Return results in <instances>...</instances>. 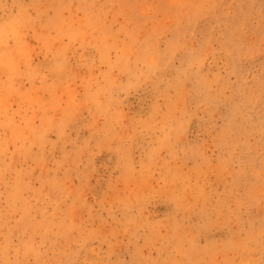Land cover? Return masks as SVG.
Returning <instances> with one entry per match:
<instances>
[{
  "label": "rangeland",
  "instance_id": "obj_1",
  "mask_svg": "<svg viewBox=\"0 0 264 264\" xmlns=\"http://www.w3.org/2000/svg\"><path fill=\"white\" fill-rule=\"evenodd\" d=\"M0 44V264H264V0H0Z\"/></svg>",
  "mask_w": 264,
  "mask_h": 264
},
{
  "label": "bare ground",
  "instance_id": "obj_2",
  "mask_svg": "<svg viewBox=\"0 0 264 264\" xmlns=\"http://www.w3.org/2000/svg\"><path fill=\"white\" fill-rule=\"evenodd\" d=\"M7 4H8V3H7ZM8 8H9V7H8ZM3 9H4V8H3ZM49 11H50V10H49ZM49 13H50V12H49ZM2 15H3V13H2ZM65 19H66V18H65ZM78 21H79V20H78ZM78 23H79V22H78ZM81 26H82V25H81ZM13 29H14V28H13ZM28 30H30V29H28ZM24 31H25V30H24ZM108 39H109V38H108ZM75 43H76V42H75ZM2 44H3V43H2ZM0 45H1V44H0ZM7 46H8V45H7ZM1 47H2V46H1ZM4 47H5V46H4ZM11 50H12V49H11ZM117 50H118V49H117ZM121 51H122V50H121ZM3 54H4V53H3ZM11 54H12V53H11ZM0 55H1V54H0ZM33 56H34V55H33ZM48 56H49V55H48ZM45 57H46V56H45ZM4 58H5V57H4ZM14 58H15V56H14ZM0 59H2V57H0ZM28 59H29V58H28ZM0 62H1V60H0ZM2 63H3V62H2ZM18 63H19V61H18ZM63 63H64V62H63ZM4 64H7V63H4ZM18 66H19V65H18ZM1 67L3 68V66H1ZM19 67H20V66H19ZM29 67H30V66H29ZM2 68H1V69H2ZM2 70H3V69H2ZM4 70H5V68H4ZM1 72H2V71L0 70V73H1ZM3 72H4V71H3ZM14 72H15V71H14ZM4 73H6V72H4ZM2 76H3V75H2ZM0 77H1V76H0ZM1 78H2V77H1ZM3 78H4V77H3ZM86 78H87V77H86ZM4 79H6V78H4ZM12 79H13V78H12ZM16 79H17V78H16ZM16 79H15V80H16ZM68 79H69V78H68ZM1 80H2V79H1ZM1 80H0V81H1ZM5 81H6V80H5ZM10 81H11V79H10ZM10 81H9V82H10ZM0 83H1V82H0ZM5 84H6V83H5ZM8 84H10V83H8ZM11 85H12V84H10V86H11ZM0 86H3V85L0 84ZM4 87L7 88V86H5V85H4ZM6 88H5V89H6ZM11 88H12V86L10 87V90H9V91H11ZM7 89H8V88H7ZM12 89H13V88H12ZM7 91H8V90H7ZM12 92L15 93L14 90H13ZM6 93L8 94V92H6ZM43 94H44V93H43ZM11 95H12V94H11ZM11 95H10V96H11ZM32 95H34V94H32ZM10 96H7L8 99H9ZM44 96H45V95H44ZM69 96H70V92H69ZM2 97H3V96H2ZM5 97H6V96H5ZM29 97H31V96L29 95ZM19 98H20V97H19ZM5 99H6V98H5ZM6 102H7V101H6ZM110 102H111V101H110ZM110 102H109V103H110ZM0 104H2V101H1ZM9 104H10V103H9ZM6 105H8V104H6ZM7 107H8V106H7ZM7 107H6V108H7ZM3 108H5V106H4ZM6 108H5V109H6ZM85 114H86V113H85ZM1 115H2V114H1ZM138 116H139V115H138ZM149 117H150V116H149ZM30 118H31V117H30ZM32 120H33V119H31V121H32ZM130 120H131V119H130ZM102 121H103V120H102ZM138 121H139V120H138ZM143 121H144V120H143ZM9 122H10V121H9ZM26 122H27V121H26ZM135 122H137V121H135ZM26 124H27V123H26ZM0 125H1V124H0ZM12 125H15V124H12ZM16 125H17V124H16ZM33 125H34V124H33ZM35 126H36V124H35ZM35 126H34V127H35ZM7 127H8V126H7ZM18 127H19V125H18ZM29 127H31V125H30ZM39 127H40V126H39ZM135 127H136V126H135ZM14 128H15V127H14ZM31 128H32V127H31ZM46 128H48V127H46ZM46 128H45V129H46ZM52 128H53V127H51L50 129H52ZM26 129H27V128H26ZM50 129H49V131H51ZM23 130H25V129H23ZM33 130H34V129H33ZM53 130H54V129H53ZM54 131H55V130H54ZM134 131H135V129H134ZM138 131H139V130H138ZM6 132H7V131H6ZM6 132H5V134H6ZM20 132H21V131H20ZM24 132H25V131H24ZM24 132H23V133H24ZM33 132H34V131H33ZM86 132H87V131H86ZM21 133H22V132H21ZM29 133H30V132H29ZM135 133H136V132H135ZM24 134H25V133H24ZM42 134H43V133H42ZM8 135H10V134L8 133ZM8 135H7V136H8ZM13 135H14V134H13ZM18 135H20V134H18ZM21 135H23V134H21ZM44 135H46V134H44ZM105 135H106V134H105ZM11 136H12V134H11ZM42 136H43V135H41V137H42ZM8 137H10V136H8ZM19 137H20V136H19ZM21 137H22V136H21ZM25 137H26V139H27L28 136H25ZM32 137H33V136H32ZM32 137H31V138H32ZM36 137H37V136H36ZM91 137H92V136H91ZM133 137H134V136H133ZM17 138H18V137H17ZM33 138H35V137H33ZM9 139H11V138H9ZM28 139H29V137H28ZM82 139H83V138H82ZM91 139H92V138H91ZM144 139H145V138H144ZM2 141H3V140H2ZM9 141H10V140H9ZM12 141H14V140H12ZM16 141H17V140H16ZM25 141H26V140H25ZM136 141H137V140H136ZM17 142H18V141H17ZM6 143H7V142H6ZM11 143H12V142H11ZM27 143H28V142H27ZM125 143H126V142H125ZM138 143H139V142H138ZM3 144H4V143H3ZM3 144H2V145H3ZM7 144H9V143H7ZM25 144H26V143H25ZM25 144H24V145H25ZM82 144H83V143H82ZM93 144H94V143H93ZM26 145H27V144H26ZM121 145H122V144H121ZM4 146L6 147V145H4ZM33 146H34V145H33ZM33 146H32V149H33ZM25 147H26V146H25ZM18 148H19V147H17V149H18ZM23 148H24V147H23ZM29 148H30V147H29ZM4 149H5V148H4ZM133 149H134V148H133ZM18 150H19V149H18ZM23 151H25V150H23ZM132 151H133V150H132ZM28 152H30V150H29ZM0 153H1V152H0ZM25 153H26V151H25ZM26 154H27V153H26ZM126 154H127V153H126ZM24 156H25V155H24ZM151 156H152V155H151ZM25 157H26V156H25ZM27 157H28V156H27ZM45 160H46V159H45ZM125 160H126V158H125ZM151 160H152V159H151ZM1 163H2V162H1ZM1 163H0V164H1ZM41 163H42V162H41ZM45 164H46V163H45ZM41 167H42V164H41ZM44 167L46 168L47 165L44 166ZM45 168H44V169H45ZM85 168H86V167H85ZM87 168H88V167H87ZM44 169H43V170H44ZM66 169H67V168H66ZM47 170H48V169H47ZM1 173H2V172H1ZM17 175L19 176V174H17ZM2 177H3V176H2ZM3 179H4V178H3ZM19 179H22V177L20 176ZM4 180H5V179H4ZM4 180L2 181V183H4ZM16 180H17V179H16ZM17 181H18V180H17ZM19 181H20V180H19ZM19 181H18V182H19ZM22 181H23V180H21V182H22ZM6 183H7V182H6ZM15 183H16V181H15ZM15 183H14V185H15ZM19 184H20V182H19ZM21 184H23V182H22ZM21 184H20V185H21ZM5 186H6V184H5ZM17 186H18V185H17ZM18 187H19V186H18ZM20 187H21V186H20ZM22 187H23V186H22ZM6 188H7V187H6ZM12 188H15V187H12ZM16 188H17V187H16ZM7 189H8V188H7ZM7 189H6V190H7ZM10 189H11V188H10ZM10 189H8L9 192H10ZM13 190H14V189H13ZM13 190H11V191H13ZM16 190H17V189H16ZM20 190H21V189H20ZM20 190H19V191H20ZM5 192H6V191H5ZM7 192H8V191H7ZM9 192H8V193H9ZM17 192H18V191H17ZM17 192H14V193L16 194ZM20 192H21V191H20ZM14 193H12V194H14ZM21 193H23V192H21ZM17 195H18V196H21V195H19V193H17ZM0 196H1V195H0ZM9 196H10V194H9ZM14 196H15V195H14ZM23 196H24V195H23ZM15 197H17V196H15ZM0 198H1V197H0ZM10 198H11V197H10ZM21 198H22V197H21ZM6 199H7V198H6ZM18 199H19V198H18ZM8 200H9V198L7 199V201H8ZM12 200H13V199H12ZM12 200H11V201H12ZM24 200H25V198H24ZM13 201H14V200H13ZM13 204H14V203H13ZM21 204H22V203H21ZM24 204H25V203H24ZM30 204H31V203H30ZM9 205H10V204H9ZM26 205H27V204H26ZM14 206H15V204H14ZM14 206H9V207H14ZM9 207H8V209H9ZM17 208H18V207H17ZM29 208H31V206H30ZM8 209H7V210H8ZM9 210H10V209H9ZM31 210H32V209H31ZM19 211H21V210H19ZM32 211H33V210H32ZM32 211H31V212H32ZM11 212H13V209H12V211H10V213H11ZM5 213H6V212H5ZM20 213H21V212H20ZM16 214H18V213H16ZM24 214H25V213H24ZM2 215H3V214H2ZM4 215H5V214H4ZM6 215H7V214H6ZM11 215H14V213H12ZM11 215H10V217H11ZM1 217H2V216H1ZM18 217H19V216H18ZM1 219H2V218H1ZM17 220H18V218H17ZM25 222H26V221H25ZM7 223H8V222H7ZM23 224H24V222H23ZM4 226H6V225H4ZM12 238H13V237H12ZM11 240H12V239H11ZM12 241H13V240H12ZM22 244H23V243H22ZM22 246H23V245H22ZM21 248H22V247H21ZM19 249H20V248H19ZM26 252L28 253V251H26ZM24 253H25V252H24ZM17 254H18V253H17ZM25 254H26V253H25ZM0 255H1V254H0ZM10 257H11V256H10ZM4 261H5V260H4ZM6 263H7V262H6Z\"/></svg>",
  "mask_w": 264,
  "mask_h": 264
}]
</instances>
